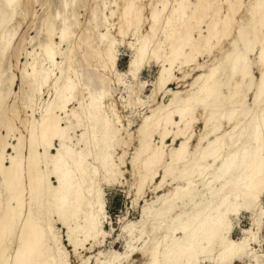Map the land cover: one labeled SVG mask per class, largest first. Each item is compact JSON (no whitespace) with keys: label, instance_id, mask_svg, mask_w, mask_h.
<instances>
[{"label":"bare ground","instance_id":"obj_1","mask_svg":"<svg viewBox=\"0 0 264 264\" xmlns=\"http://www.w3.org/2000/svg\"><path fill=\"white\" fill-rule=\"evenodd\" d=\"M31 15L34 36H19ZM6 53L25 56L17 93ZM114 184L143 199L139 219L119 220L123 251L80 264H264V0H0V264H69L57 225L75 255L100 249ZM242 213L251 227L235 240Z\"/></svg>","mask_w":264,"mask_h":264},{"label":"rangeland","instance_id":"obj_2","mask_svg":"<svg viewBox=\"0 0 264 264\" xmlns=\"http://www.w3.org/2000/svg\"><path fill=\"white\" fill-rule=\"evenodd\" d=\"M148 8H145V17H147L148 15ZM33 12L35 14V16H39L41 14V8L40 6L35 3L34 7H33ZM36 17V18H37ZM19 19V18H18ZM33 19V16H29V18L26 19V21L22 24L20 30L18 31V35H32L34 36L35 34V30L32 28H30L28 25H30V20ZM117 19L118 18H114L113 23L114 28L111 29V33L112 35H116V30H117ZM80 20L82 21V24H84V15L82 14L80 16ZM205 27V25H203ZM203 27V30H204ZM148 31V21H144L142 26L140 27V32L142 34L147 33ZM118 37V36H117ZM119 38V37H118ZM133 37L131 35L125 36V43H121L118 46V58H117V68L119 71L121 72H125L128 68V62L129 59L131 57V49L129 48V42H132ZM16 44V42H15ZM32 43L30 45H27V49H30ZM11 47V46H10ZM13 50V49H12ZM215 53V50L213 51ZM9 53H10V48H9ZM6 53V55L4 56V59L2 60V63L7 64V62H9V60H11L10 64L12 65V71L15 75V80H14V91L15 93H17L20 82H19V72L16 70V66L17 67H21L22 63L25 60V56L24 53H22L21 55H19L17 57V60H15V58H11L10 54ZM203 57L199 58V63H205L206 62V56L203 55ZM196 70L194 69V71L191 72V75L182 79L181 78V72L178 70H175V75L178 76L177 80H174L170 83V86L168 87V89L170 91H176V90H185L187 89V85L188 83L191 81V77L194 76L196 74ZM158 71V65L155 63H151L150 65H147L144 69H142L140 71V75L139 78L141 81H146L145 86L143 87V91L141 93V95H148L150 93V89H151V83L154 81L156 74ZM253 74L255 76H257L258 72L257 70L254 68L253 70ZM163 94H158L156 97V101L158 102H162L161 100H164V102H167V96L165 97ZM48 97V94L45 92L43 94V98L46 99ZM147 103L146 105H155V102H150L149 99L146 100ZM76 105V104H75ZM126 114V113H124ZM136 123H134L133 125H135ZM193 138L190 141H194V137H196L199 132H200V128H201V124L200 121L197 120L194 124H193ZM157 139L155 138L154 142H156ZM170 142H167V144ZM131 149H129L127 151V155H125V161L127 164L126 167V172H124V176H123V181L124 178L128 181V183H130L132 181V176L130 174V164H129V159L131 157V154L133 152L132 147H129ZM119 150V149H118ZM118 152V151H117ZM129 170V171H128ZM129 191V186L127 184H114L112 187L110 188H105V194H106V206H107V222H105V230L110 232V235L107 236V238H105V241L102 242V244H100V249L98 248V246H95L94 248H90L91 250H85L80 248L79 249V254L75 255L73 253V251L71 250V248H69V246L66 243L65 240V230L63 231V229L61 228L60 225H57V227L59 228V234L61 236V239L64 241V244L66 245V249L68 252V262L69 264H80V259L83 257H86L90 254H96L98 250H102V251H106L109 249H113L117 252H121L123 251V241L122 239L119 237L117 238V236L119 235V220L121 218H123L124 216L129 217L131 220H137L139 219V211H140V206L143 204V199L140 198L139 199V203L136 206L131 205V195L128 194ZM162 191V190H161ZM160 193V192H159ZM131 194H133L131 192ZM152 191L150 190V188H146L145 193L143 195L144 199H149L152 196ZM262 204L264 206V195L262 197ZM251 223H252V219H251V215L247 214V213H242L239 216L238 222L236 223L235 227L232 230V237L233 239L237 240L239 238H241L242 236V231L244 229H249L251 227ZM259 235L262 238V249L261 251H264V225L262 226V228L259 229ZM87 244L85 245L86 248H88L91 245V242H86ZM254 246H256L255 249L258 248V244L254 243ZM260 253V252H259ZM123 264H127L126 262H124ZM129 264V263H128ZM243 264V263H240Z\"/></svg>","mask_w":264,"mask_h":264}]
</instances>
